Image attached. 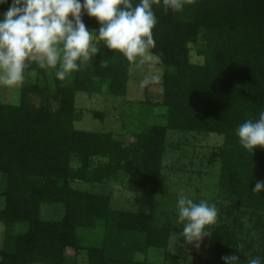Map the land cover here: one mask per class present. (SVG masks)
Here are the masks:
<instances>
[{
    "label": "trees",
    "instance_id": "obj_1",
    "mask_svg": "<svg viewBox=\"0 0 264 264\" xmlns=\"http://www.w3.org/2000/svg\"><path fill=\"white\" fill-rule=\"evenodd\" d=\"M153 10L165 124L140 122L130 132L123 125L125 134L75 128L84 115L76 108L77 93H128L132 65L103 42L101 52L65 81L33 59L19 104L0 103V264H79L82 252L88 264H134L137 252L144 253V264H189L190 258L223 264L224 255L247 264L250 255L264 253V192L252 191L264 180V148L245 150L235 134L264 110V0H185L178 12L157 0ZM82 18L99 28L95 18ZM192 52L203 63L192 62ZM169 131L223 140L212 148L220 161L218 193L207 200L219 209L218 220L200 255L180 236L176 214L163 220L114 209L105 189L126 182L136 192L157 191L168 150L180 148L169 142ZM52 214L59 217L49 219ZM21 226L26 229L17 231ZM83 231L96 234L97 243L89 245Z\"/></svg>",
    "mask_w": 264,
    "mask_h": 264
},
{
    "label": "clouds",
    "instance_id": "obj_2",
    "mask_svg": "<svg viewBox=\"0 0 264 264\" xmlns=\"http://www.w3.org/2000/svg\"><path fill=\"white\" fill-rule=\"evenodd\" d=\"M157 0H0L9 5L0 13V85L17 86L25 79L31 61L39 57L40 69H54L55 78L65 81L101 52L100 43L123 55L130 65H154L153 36L158 19L153 4ZM166 10L181 11L185 0H162ZM95 18L98 29L86 26L83 15ZM145 76L141 87L156 82ZM240 145L248 151L264 148V110L258 118L243 122L235 130ZM253 192H264V180ZM219 209L207 200L196 202L180 191L176 201V222L182 224L180 236L200 247L212 236ZM240 248L244 245L240 244ZM134 264H144L145 255L135 253ZM223 264H241L239 255H224ZM247 264H264V253L250 255Z\"/></svg>",
    "mask_w": 264,
    "mask_h": 264
},
{
    "label": "rangeland",
    "instance_id": "obj_3",
    "mask_svg": "<svg viewBox=\"0 0 264 264\" xmlns=\"http://www.w3.org/2000/svg\"><path fill=\"white\" fill-rule=\"evenodd\" d=\"M5 11V10H4ZM4 11H0L3 13ZM36 59L39 60L37 56ZM191 61L203 63V59L191 53ZM164 67L157 61L154 65H132L131 76L128 83V93L125 97H112L107 95L89 96L86 93L76 94V108L84 112L83 118L75 123V128L90 132H117L125 134L139 129L140 122L145 125L165 124V110L159 106L162 101L161 77ZM157 77L155 83L141 87V81L145 76ZM35 74L31 78L35 79ZM20 102V84L17 86L0 85V103L18 105ZM147 102V103H144ZM154 104V114H149L151 109L149 103ZM92 111L105 113L104 119L95 118ZM149 114V115H148ZM143 121H140V119ZM133 126V128H132ZM138 130V129H137ZM127 136V134H126ZM169 142L178 145L176 150H168L164 164L161 184L157 191L140 193L133 191L126 182L111 183L105 187L113 196L112 207L117 210L152 213L161 219L175 218L176 201L180 191L191 196L196 202L199 200L214 199L218 193V180L220 172V161L213 155V149L222 143V138L216 135L195 139L194 135H183L180 132L169 131ZM180 144V145H179ZM88 189L86 185H79ZM90 189V188H89ZM59 215L52 214L49 219L58 218ZM4 225L0 222V248L3 246ZM26 229L25 226L17 227V231ZM85 232V240L89 245L97 243V235ZM207 237L200 242V247L207 244ZM199 247V248H200ZM199 248L193 246V254L199 253ZM69 254L73 252L68 251ZM201 253H199L200 255ZM193 257V256H192ZM189 259V264H193ZM79 264H88L86 253L82 252L78 258Z\"/></svg>",
    "mask_w": 264,
    "mask_h": 264
},
{
    "label": "crops",
    "instance_id": "obj_4",
    "mask_svg": "<svg viewBox=\"0 0 264 264\" xmlns=\"http://www.w3.org/2000/svg\"><path fill=\"white\" fill-rule=\"evenodd\" d=\"M36 59V58H35ZM21 85V84H20Z\"/></svg>",
    "mask_w": 264,
    "mask_h": 264
}]
</instances>
